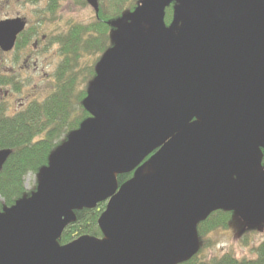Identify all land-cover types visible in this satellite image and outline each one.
I'll return each instance as SVG.
<instances>
[{
    "label": "water",
    "instance_id": "water-1",
    "mask_svg": "<svg viewBox=\"0 0 264 264\" xmlns=\"http://www.w3.org/2000/svg\"><path fill=\"white\" fill-rule=\"evenodd\" d=\"M110 25L88 117L0 211V264H180L212 212L264 225V0H139ZM24 27L0 20L1 52ZM101 201V237L60 244L75 212Z\"/></svg>",
    "mask_w": 264,
    "mask_h": 264
},
{
    "label": "trees",
    "instance_id": "trees-1",
    "mask_svg": "<svg viewBox=\"0 0 264 264\" xmlns=\"http://www.w3.org/2000/svg\"><path fill=\"white\" fill-rule=\"evenodd\" d=\"M37 1L23 0L32 4ZM61 1L65 0H44L45 5L41 9L43 14L47 13L53 19ZM75 1L85 5V0ZM138 2L139 0H99L98 11L94 12L91 22L71 23L66 31L52 35L49 44L56 45L60 62L56 64L52 74H48L49 82L45 86V91L42 87L38 90L37 88L40 87L36 86L35 89L38 90L35 94L36 99L21 102L22 97L30 96L23 90L22 75L15 69V63L7 69V65H2V57L0 58V68L2 67L0 69V150L10 151L0 168V211L33 191L25 188V176L29 173L37 174L41 167L48 164V156L52 150L88 117L81 101L86 95L87 83L94 77V69L89 65L80 68L78 58L82 55L95 54L97 60L99 55L112 44L109 37L112 30L110 22L133 11ZM172 7L173 4L165 9L166 24L171 20ZM39 25L31 27L34 38L40 31ZM25 34L26 29L21 31L15 48L20 47L21 44H23L21 48L33 47V39L31 36L26 37ZM5 54L8 52L2 53L0 50V56ZM2 70L5 73H2ZM80 73H83L85 86L76 89ZM41 81L44 82L43 79ZM41 81L39 80L38 83ZM261 164L264 167V151ZM130 175H119L118 183L125 182ZM104 208L105 204L101 202L92 209L77 211L75 221L65 228L58 239L59 243L65 244L82 234L100 237L97 220ZM233 216L232 212L217 210L200 222L195 227L200 242L199 251L190 260L180 264H264V241L251 247V252L255 255L253 257H238L231 249L224 250L217 256L201 257L206 235L215 230L231 227L234 223Z\"/></svg>",
    "mask_w": 264,
    "mask_h": 264
},
{
    "label": "rangeland",
    "instance_id": "rangeland-1",
    "mask_svg": "<svg viewBox=\"0 0 264 264\" xmlns=\"http://www.w3.org/2000/svg\"><path fill=\"white\" fill-rule=\"evenodd\" d=\"M43 5H45L44 0H38L35 4L30 2L26 3L23 2V0H0V20L15 18L17 16L20 17V19L24 18L26 20L25 36H31V39H33L32 41L35 40L36 49L29 46L21 48L23 45L21 44L20 47L14 48L9 51L8 54H5V56H0L3 60L2 65H7L8 69L15 63V69L22 75L21 80L23 83L21 84L24 86L23 90L30 95L27 96L28 98L26 95L22 97L23 100H21V102L24 103L31 99H36L35 94L38 93V90L43 88L45 91V86L49 82L48 74H52L56 64L60 62L56 45L51 46L49 44V39H52V35L66 31L71 23H89L95 15L92 7L87 5L86 2L85 5H81L75 0H65L61 1L56 15L51 19V15L47 13L43 14L41 10L44 8L42 7ZM38 24H40L38 27L40 31H38V34L35 33L37 36L34 38L32 37L34 33H31V27ZM33 49L35 50L34 52ZM102 54L103 53L99 55L97 60H95V54L79 56L78 63L80 68L89 65L95 69V65ZM25 60H27V63L24 62ZM34 61H36V66L32 65ZM0 69H2V67ZM2 73H5V71L2 70ZM82 74L83 73H80L79 79H77L76 89L85 86L83 83L85 79ZM41 79H43L44 82L41 81ZM39 80L41 82L38 83ZM89 84L90 81L87 83V87ZM9 88L11 89L12 86ZM74 94L73 92V95ZM36 182L37 174L29 173L24 178L25 188L34 189ZM233 220V225L228 229L215 230L206 235L205 240H203V251L200 253L201 257L209 258L214 255L217 256V254L228 249L233 250L238 257L255 256L253 252H251V247L264 241V226H256L254 229H250L236 217H233ZM249 230L252 231L249 232ZM244 233L246 236H244ZM242 238L243 240H241Z\"/></svg>",
    "mask_w": 264,
    "mask_h": 264
},
{
    "label": "flooded vegetation",
    "instance_id": "flooded-vegetation-1",
    "mask_svg": "<svg viewBox=\"0 0 264 264\" xmlns=\"http://www.w3.org/2000/svg\"><path fill=\"white\" fill-rule=\"evenodd\" d=\"M18 37H19V36H18ZM18 37H17V39H18ZM42 38H43V37H42ZM17 39H16V41H17ZM15 46H16V43H15L13 49L15 48ZM33 47L36 49L35 40L33 41ZM13 49H12V50H13ZM2 53H6V52H2ZM24 62L27 63V60H25ZM26 65H27V64H26ZM32 65L36 66V61L32 62Z\"/></svg>",
    "mask_w": 264,
    "mask_h": 264
},
{
    "label": "bare ground",
    "instance_id": "bare-ground-1",
    "mask_svg": "<svg viewBox=\"0 0 264 264\" xmlns=\"http://www.w3.org/2000/svg\"><path fill=\"white\" fill-rule=\"evenodd\" d=\"M233 214V213H232ZM233 217H236L235 215Z\"/></svg>",
    "mask_w": 264,
    "mask_h": 264
}]
</instances>
